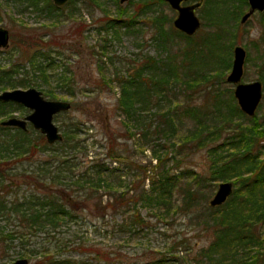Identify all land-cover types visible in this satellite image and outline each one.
I'll list each match as a JSON object with an SVG mask.
<instances>
[{
    "label": "trees",
    "instance_id": "obj_1",
    "mask_svg": "<svg viewBox=\"0 0 264 264\" xmlns=\"http://www.w3.org/2000/svg\"><path fill=\"white\" fill-rule=\"evenodd\" d=\"M16 1L25 9L44 13L57 22L60 13L63 14L66 8H73L78 0H71L63 7L55 6L52 0ZM150 1L154 2H143L145 5H152ZM204 1L207 5L214 3V0ZM230 1L223 0L220 3L227 4ZM235 1L236 6L231 12L227 9L219 12L222 15L217 20V26L223 19V29L218 27V30L227 31L224 28L225 22L233 19V14L246 8V0ZM136 14L135 10L128 15L125 10L119 11L118 18L109 19L98 31H107L116 26L130 28ZM166 21L164 16L156 20L157 33L162 32ZM167 22V32L170 30L184 41L178 53L168 56L165 63L152 56L142 57L139 61L129 60L126 66H122L124 69L115 66L117 61L109 57L114 73L109 81L115 82L119 88L117 108L128 121L136 120L140 111L154 109L157 112H153V115L160 118L155 131L163 132L168 127L169 136L176 135L175 120L179 116L192 121V128L179 137L176 144L174 141L172 146L176 145L178 152L183 149L194 151L205 148L207 174L187 168L180 174L165 170L159 176L149 179L147 189L136 190L128 197L125 196L128 192L122 193L118 200L111 179L112 171L109 172L104 163L85 158L89 152L86 144L88 136L78 137V125L81 121L73 124L70 119H62V140L54 143H48L38 131L29 135L0 126V162L14 163L0 171V222H15L14 230L6 231V227L0 225V241L9 244L15 242L14 246L20 248L19 257H40L37 264H119L112 262L115 252L106 243L100 248H88V244L78 242L73 247L72 240L67 237L74 234L70 225L84 217L83 207L76 212L74 203L69 205L70 199L87 201L96 196L101 201L106 196L107 203L99 207L101 219L108 209L110 215L129 211L125 216L128 222H123L120 227L131 230L141 229L145 224L139 206L163 211V215L180 213L189 218L194 214L196 219L204 221L202 231L206 234L210 231L211 239L207 246L194 250V244L183 237L180 244L184 253H194L195 259L204 258L209 263L215 259L218 264H264V116L258 115L257 111L253 116H247L240 110L233 91L219 85L224 79L213 76L210 70L212 65L215 71L229 69L231 66V53L228 58L222 57L224 53L219 52L222 46L213 32H196L187 36L173 27L171 19ZM30 34H35L36 37L33 40L28 37L27 40L12 41L16 46H24L22 59L25 66L38 73L40 80L48 88L43 94L50 99L59 98L51 84L54 82L63 93L75 98L78 94L76 91L80 88L73 76H68L63 71L58 79H49V73L59 67L56 64V54L59 52L61 39L58 42L51 40L52 37L43 40V33L37 35L31 31ZM102 40L105 42L107 39L102 37ZM260 41L263 47L258 51L257 44L255 45V62L261 69L258 79L264 87V33ZM228 43L231 49L233 35ZM53 45L57 47L52 48ZM32 47L35 49L30 51ZM105 49L106 46L102 43L98 51L104 54ZM249 58L247 55L246 61ZM20 69L18 63L0 67V89L36 85L31 77L18 78L16 74ZM174 87L179 88L182 103H175L171 99V95L176 97V93L172 91ZM195 93L200 95L197 98L203 97L199 104L194 103L197 100L194 99ZM161 102L168 104L163 107ZM10 112L0 102V115L8 116ZM109 153L113 160L118 158L117 152L110 150ZM156 161L158 163L155 165H159L160 157ZM21 177L32 179L33 188L23 189V184L17 180ZM65 178L68 181H64ZM217 181H231L233 190L224 203L211 207L207 201V190L209 187L213 188ZM41 183L45 186L41 187ZM48 186L52 189H48ZM175 194L180 196L179 204H175L173 200ZM108 223L113 224L103 222V226H108ZM26 247L30 248L25 250ZM75 248L81 249L80 257L69 258L68 253ZM167 262L166 255L160 254L134 264Z\"/></svg>",
    "mask_w": 264,
    "mask_h": 264
},
{
    "label": "rangeland",
    "instance_id": "obj_2",
    "mask_svg": "<svg viewBox=\"0 0 264 264\" xmlns=\"http://www.w3.org/2000/svg\"><path fill=\"white\" fill-rule=\"evenodd\" d=\"M143 1L145 0H126L121 3L120 0H78L75 6L70 8L71 10L66 8L63 14L56 12V14L60 13V18L56 22L44 13L33 11L30 8L25 9L16 0H0V27L7 29L10 33L9 46L4 50H0V67L18 63L21 69L16 74L17 77L28 79L31 77L36 85L29 87H34L43 93L44 90L48 89L46 84L42 83L38 73L32 72L25 66L26 64L22 59L24 46H16L12 40L19 42L21 39L27 40L28 37L33 40L36 36L30 34L31 31L37 35L43 33V40L52 37L51 40L58 42L61 39L59 52L56 54V64L59 67L49 73V79L53 81L58 79L60 73L64 71L66 75L73 76L76 79V85L80 90L77 89L76 93L78 94L75 98H72L69 94L63 93L62 89L58 85L56 87V84L52 81L51 84L59 95L56 100L70 103V108L65 113L57 115L58 118L54 119V123L60 129L62 119H70V123L73 122V124L81 121L78 125L80 131L78 137L88 136L86 144L89 152L85 158L104 163L109 168V172L112 171L111 179L118 200L122 193L128 192L125 195L128 197L133 195L136 190L147 189L149 179L159 176L165 170L174 174H180L186 168L204 175L208 172V159L205 148L194 151L183 149L178 152L177 146H172L174 141L176 144L179 137L192 128V121L179 116L175 120L177 133L174 136H169L167 135L168 127L164 128L163 132L165 133L161 130L159 132L155 131L160 118L158 115H153V112H157L154 109L140 111L137 113L136 120L128 121L117 108L119 88L115 82L109 81V78H112L114 74L113 65L109 63V57L115 59L117 61L115 66L121 69H124L122 66H126L127 61H139L145 56H152L156 60H162V63H165L167 57L176 55L179 48L184 44L181 38L171 33L170 30L168 32L166 30L168 20L171 19L173 25L176 11L164 0L150 1L152 5H145ZM220 1L223 0H216V2L214 0L213 4L207 5L203 0L202 5L196 8V14L201 20V26L197 30V34L200 32L203 34L213 32L214 37L219 39L218 42L222 46L219 51L224 53L222 57L228 58L231 53V61L233 47L241 45L246 50V57L249 55L250 58L247 61L245 58L243 75L240 81L259 80L261 69L255 62V45L257 44L258 51L262 50L263 43L260 38L264 33V13L256 12L244 23H241L240 18L247 11L246 6L241 12H238L240 14H233V19L225 22L224 28L227 31L223 32V30H218V27L223 29V19L217 26V20L222 15L219 12L224 11V9L231 12L236 6V1L231 0L227 4L220 3ZM206 6L210 12L206 9ZM122 10H125L127 15L133 10L137 13L130 28L116 26L107 31H98V28L105 25L109 19L118 18L119 11ZM206 12H208V15H206ZM163 16L167 20L166 24L162 26V32L157 33L158 23L156 20ZM232 35L234 36V43L230 49L228 42L231 40ZM102 37L107 40L104 42ZM102 43L106 46L104 54H100L98 51ZM56 47L55 45L52 46V48ZM34 49L32 47L30 51ZM230 69L229 67V69L215 71L214 65L210 67L215 78L224 79V82L219 85L234 91L235 84L226 81ZM26 88L28 87H23V89ZM1 91L2 89H0V93ZM172 91L176 93V97L173 98V95H171V99L176 101L175 103L177 101L182 103L183 99L179 88L174 87ZM198 96L200 95L195 93L194 99ZM202 98H197L194 103H201ZM167 104L168 102L160 103L163 107H166ZM259 104V108L256 109L257 114L264 116L263 96ZM125 122L127 125H125ZM243 122L247 123L245 119H243ZM110 150L117 152L118 158L116 160L110 157ZM158 157H160L161 162H159V165H155L158 163L156 161ZM11 164L14 163H11V161L6 164L0 162V171L2 172L3 167ZM17 180H20L23 184V189L33 188L32 179L21 177ZM64 181H68L67 178ZM219 182L217 181L213 188H208L207 201L214 195ZM40 186H45V184L41 183ZM48 189H52V187L48 186ZM173 200L175 204H179L180 196L175 194ZM72 203L75 205L76 212H79V209L83 207L84 216L82 219L79 218L78 221H75V224L70 225V230H73L72 233L74 232V234L71 237L67 235V237L72 240L71 246L73 247L78 242L88 244L90 246L88 248H100L106 243L115 252L112 262H118L119 264H134L137 261L150 260L160 254L166 255L168 262L165 264L217 263L215 259L211 263L204 258L195 259L194 253H184L182 251L183 246L180 241L183 237L188 238L189 242L194 244V250L201 246H207L211 239L212 233L210 231H207L208 234L202 231V222L204 221L196 219L194 214H191L189 218L180 213L163 215V211L139 206L145 224L142 225L141 229L130 230L120 227L123 222H128L125 216L129 211H119L114 215H110L108 209L105 217L101 219L102 212L99 207L101 204L107 203L106 196L101 201H98L96 196L87 201L71 198L69 205L72 206ZM103 222H113V224L108 223V226H103ZM14 224L15 222H0L1 226L6 227V231L14 230ZM106 227H109L108 231H105ZM15 244V242L9 244L0 241V264H6L21 258L19 257L20 248L17 245L14 246ZM30 247H26L25 250ZM22 248L24 249V247ZM80 250V248L72 249L67 256L78 258L81 255ZM27 260L29 264H37L41 258L34 256L27 258Z\"/></svg>",
    "mask_w": 264,
    "mask_h": 264
},
{
    "label": "water",
    "instance_id": "obj_3",
    "mask_svg": "<svg viewBox=\"0 0 264 264\" xmlns=\"http://www.w3.org/2000/svg\"><path fill=\"white\" fill-rule=\"evenodd\" d=\"M71 0H52L56 6H64ZM126 0H120L124 2ZM168 5L176 11V17L173 19V26L178 31L187 36H192L201 26V20L196 14V8L200 7L203 0H197L194 3H186L190 0H165ZM248 10L242 14L240 22L244 23L254 12L264 10V0H246ZM8 30L0 27V47L8 45ZM246 51L241 45H235L232 50L231 69L226 76V81L235 84L233 95L242 112L247 116H253L262 99L263 86L259 80L251 82H241L244 70ZM0 100H11L20 103L33 111L26 119L10 117L2 121V125L19 126L25 128L26 120L45 135L47 142L53 143L60 141L62 135L58 126L53 122V116L60 111H66L70 108V103L61 100H47L42 96V92L34 87L26 89L15 88L4 90L0 93ZM233 190L231 181H220L217 189L208 201L211 207L221 205L230 196ZM6 264H29L27 258H17Z\"/></svg>",
    "mask_w": 264,
    "mask_h": 264
},
{
    "label": "flooded vegetation",
    "instance_id": "obj_4",
    "mask_svg": "<svg viewBox=\"0 0 264 264\" xmlns=\"http://www.w3.org/2000/svg\"><path fill=\"white\" fill-rule=\"evenodd\" d=\"M197 0H190V1H188V2H186V3H194V2H196ZM56 6V5H55ZM65 6V5H64ZM57 7H63V6H57ZM247 10H248V4H247ZM34 11V10H33ZM258 12V11H257ZM254 13H256V12H254ZM260 13H264V10H263V12H260ZM252 15H254V14H252ZM251 15V16H252ZM250 16V17H251ZM249 19V18H248ZM8 34H9V39H8V45L6 46V47H0V50H4V49H6L8 46H9V44H10V33L8 32ZM245 49V48H244ZM246 51V50H245ZM246 58V57H245ZM16 88H20V87H16ZM29 88V87H28ZM12 89H15V88H8V89H5V90H12ZM22 89H23V87H22ZM2 91H4V90H2ZM1 91V92H2ZM40 91V90H39ZM42 92V91H41ZM42 96L45 98V99H47V100H56V99H50L49 97H47V96H45L43 93H42ZM0 102H3L4 104H5V107L6 108H9V110H11V112L8 114V116H1V119H0V126H2V127H7V128H10L12 131H21V132H24V133H28L29 135L31 134V133H33V132H40L38 129H36L34 126H33V124L30 122V121H27L26 120V124H25V128H22V127H19V126H11V125H2V121H4V120H7L8 118H10V117H15V118H18V119H21V120H23V119H26V117L33 111L32 109H30V108H28V107H26V106H24V105H22V104H20V103H17V102H14V101H11V100H8V101H5V100H0ZM66 111H60L59 113H57V114H55L54 116H53V122H54V119H56L57 117V115H59V114H63V113H65ZM58 129H59V127H58ZM59 131H60V133H61V129H59ZM41 133V132H40ZM42 134V133H41ZM43 136H44V138H45V135L44 134H42ZM61 135H62V133H61ZM46 139V138H45Z\"/></svg>",
    "mask_w": 264,
    "mask_h": 264
},
{
    "label": "bare ground",
    "instance_id": "obj_5",
    "mask_svg": "<svg viewBox=\"0 0 264 264\" xmlns=\"http://www.w3.org/2000/svg\"><path fill=\"white\" fill-rule=\"evenodd\" d=\"M62 140V139H61ZM47 141V140H46ZM49 143V142H48Z\"/></svg>",
    "mask_w": 264,
    "mask_h": 264
}]
</instances>
